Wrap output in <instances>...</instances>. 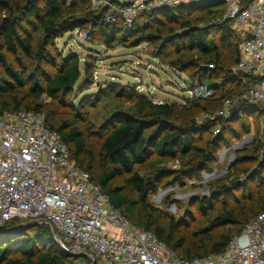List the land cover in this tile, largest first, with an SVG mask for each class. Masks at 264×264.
<instances>
[{
    "label": "rangeland",
    "instance_id": "obj_1",
    "mask_svg": "<svg viewBox=\"0 0 264 264\" xmlns=\"http://www.w3.org/2000/svg\"><path fill=\"white\" fill-rule=\"evenodd\" d=\"M66 8L69 13L65 18L69 14L85 18V7H71L68 3ZM5 13L0 12V19ZM185 14L191 22L199 24L197 16H206V10L193 7ZM137 22L134 30L122 31L116 34L114 41H106L101 30L87 21L57 38L46 37L41 21L32 17L22 21V25L32 33L35 48L42 44L41 56L6 51L7 66L36 74L45 86L51 74L59 68L62 58L78 55L82 73L70 95H61L52 102L53 105L46 95L35 100L29 85L19 90L18 95L25 104L41 102L55 111L56 114H51L54 123L74 119L76 125L84 127L91 122L94 126L91 144L95 149L99 148L100 135L109 130L106 122L115 114L123 118L149 119V109L140 106V102L146 99L155 105L171 107L167 124L182 127L194 143L208 148L211 159L198 173L189 175L180 169L197 161L193 154H180L176 161L168 162L166 166L172 173L165 176H158L147 161L137 165L135 171L142 176H151L157 183L156 192L147 200L160 215L175 218L187 229L186 232L199 230L223 210L263 195V183L251 176L264 161V114L238 112L234 115L233 110L238 111L242 102H236L227 112L221 113L225 100L238 95L236 90L246 82L243 79L238 83L230 82L222 70L204 71L202 79L216 84L217 91L212 97H192L191 89L202 79L198 69L189 62L194 60L207 66L210 57L197 50H188L185 45L177 48L174 44H163L170 37L171 29L180 31L179 20L158 15L141 17ZM217 44L222 65L227 67L236 57V48L233 45L220 47L219 41ZM5 71L6 67L1 65L0 72ZM259 105L264 110V104ZM128 176L130 174L118 177L112 184L123 186V194L139 201L137 191L125 184ZM202 201L206 208H203ZM145 216L139 204L130 214L133 222L138 224ZM223 230L228 227H219L212 235ZM32 232L29 230L28 234Z\"/></svg>",
    "mask_w": 264,
    "mask_h": 264
},
{
    "label": "trees",
    "instance_id": "obj_2",
    "mask_svg": "<svg viewBox=\"0 0 264 264\" xmlns=\"http://www.w3.org/2000/svg\"><path fill=\"white\" fill-rule=\"evenodd\" d=\"M68 3L71 7H85L87 11L85 18L75 14H69L68 18H65L69 13L66 8ZM222 5V1L210 0L146 12L139 18L162 15L179 20L180 31L171 29L170 37L164 40L163 44H174L177 48L185 45L188 50H197L201 54L208 55L210 58L207 60V66L194 60H190L189 65L198 69L197 73L201 75V79L205 70L207 72L222 70L230 82L238 83L242 79L245 80V84L243 83L236 90V93L240 94L255 80L248 74L234 73L231 70V66L239 59L240 39L229 23L212 21L222 16ZM193 7L206 10V16H197L201 22L199 24H194L185 16L187 10H192ZM2 10L6 13L0 19V66H5L6 71L0 72V111L21 109L44 113L46 106L43 103L25 104L19 97L18 91L29 85L30 94L35 100L42 99L46 95L52 100V104L61 95H70L81 78V61L75 54L62 58L59 68L51 74L45 86L41 84L36 74L7 66L6 51L23 53L30 57H40L42 54V44L37 48L34 47L33 35L23 27L22 21L30 20L32 17L38 19L41 21L44 35L54 38L65 31L81 27L87 21L101 30L106 41H114L117 33L134 30V27L138 26L139 19L137 18L131 26H126L122 21L114 25L107 24L102 14L91 10L86 0H0V12ZM217 41L221 43L220 47L233 45L236 48V57L227 67L222 65ZM180 63L183 64L182 61ZM211 64L214 65L213 68H210ZM199 83H205L217 91L216 84L212 81L202 79ZM194 103L198 104L195 100ZM140 106L142 109L146 107L149 109L147 114L149 119L123 118L120 114H115L106 122L109 130L100 135L98 149L91 144L94 130L91 122H87L84 127L76 125L74 119H63L59 123H54L51 114L54 115L56 112L48 107L44 114L47 123L61 134L70 147L77 164L90 172L93 180L108 194L112 204L130 222L153 232L183 259L193 260L224 251L246 223L264 210V192L261 197L251 198L243 203L238 202L235 207L223 210L206 227L191 232H186L187 229L175 218H165L160 215L159 210L147 200L150 194L156 192L157 183L151 176L140 175L135 171V167L147 161L157 171L158 176H165L172 173L166 166L168 162L176 161L180 154H193L197 161H192L188 166L180 169L182 173L189 175L193 172L198 173L197 171L211 159L212 154L207 147L194 143L182 127L174 128L167 124V118L171 115V107L168 105H155L151 100L146 99L140 102ZM238 112L264 114L259 104L247 102H243L238 111L233 110L234 115ZM263 170L264 161H261L256 174L251 177L259 178L264 185ZM126 174L130 176L125 179V184L137 191L139 201L131 200L123 194V186L112 184L116 178ZM236 182L237 180L233 183ZM138 204L146 213L140 224L133 222L130 217ZM202 206L206 208L204 202ZM20 224L21 221L15 220L2 228L4 232L0 233V264H91V260L86 256L78 257L63 251L57 244L52 229L47 225H35L28 230L10 232ZM219 227H228V230L212 235V232ZM29 230L33 232L28 234Z\"/></svg>",
    "mask_w": 264,
    "mask_h": 264
},
{
    "label": "built area",
    "instance_id": "obj_3",
    "mask_svg": "<svg viewBox=\"0 0 264 264\" xmlns=\"http://www.w3.org/2000/svg\"><path fill=\"white\" fill-rule=\"evenodd\" d=\"M86 1L107 24L122 21L131 26L146 12L210 0ZM219 1L223 14L212 21L229 23L240 39L239 59L231 70L255 80L240 95L228 97L221 113L236 102L264 104V0ZM190 93L208 98L215 90L198 83ZM15 220L49 226L63 251L84 255L91 264H264V210L224 251L193 260L180 258L112 204L90 172L77 164L45 114L35 110L0 111V227Z\"/></svg>",
    "mask_w": 264,
    "mask_h": 264
},
{
    "label": "water",
    "instance_id": "obj_4",
    "mask_svg": "<svg viewBox=\"0 0 264 264\" xmlns=\"http://www.w3.org/2000/svg\"><path fill=\"white\" fill-rule=\"evenodd\" d=\"M168 39V38H167ZM35 224H20L14 228H12V230H10V232H17V231H23V230H28L30 227L34 226ZM3 227H0V233L4 232V230L2 229ZM78 257L80 256H84V255H77Z\"/></svg>",
    "mask_w": 264,
    "mask_h": 264
}]
</instances>
